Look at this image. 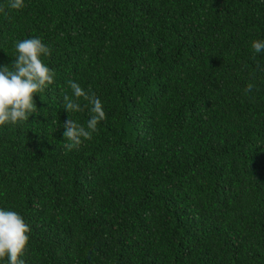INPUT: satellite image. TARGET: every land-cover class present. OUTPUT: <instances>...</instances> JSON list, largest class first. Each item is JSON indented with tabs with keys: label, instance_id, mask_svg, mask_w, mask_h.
<instances>
[{
	"label": "trees",
	"instance_id": "16d2710c",
	"mask_svg": "<svg viewBox=\"0 0 264 264\" xmlns=\"http://www.w3.org/2000/svg\"><path fill=\"white\" fill-rule=\"evenodd\" d=\"M8 3L0 65L38 37L55 71L39 112L0 126V209L30 226L25 264H264V0ZM68 80L106 113L72 150L64 122L90 114L63 108Z\"/></svg>",
	"mask_w": 264,
	"mask_h": 264
},
{
	"label": "clouds",
	"instance_id": "9594fccd",
	"mask_svg": "<svg viewBox=\"0 0 264 264\" xmlns=\"http://www.w3.org/2000/svg\"><path fill=\"white\" fill-rule=\"evenodd\" d=\"M24 0H9L8 7L20 10ZM3 11V9H0ZM251 47L256 53L264 51V41L253 40ZM16 55L11 70L8 65H0V126L16 125L27 121L32 113H38L34 94L42 91L54 82L55 71L42 62L41 57L50 55V48L41 38L32 37L15 43ZM72 89V96L63 97V108L70 112L88 109L90 118L87 126H82L70 117L64 122L63 137L67 141L63 147L72 150L81 145L83 140H90L98 131L97 125L106 118L103 104L94 91H85L73 80L67 81ZM254 85L249 83L245 92H251ZM83 98L86 103H80ZM30 226L23 217L15 212L0 209V258L7 256L9 264H25L20 257L27 250Z\"/></svg>",
	"mask_w": 264,
	"mask_h": 264
}]
</instances>
